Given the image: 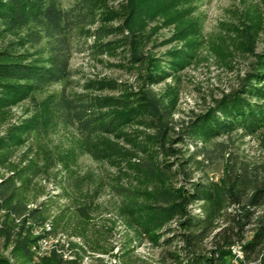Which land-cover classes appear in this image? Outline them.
<instances>
[{"label":"trees","instance_id":"1","mask_svg":"<svg viewBox=\"0 0 264 264\" xmlns=\"http://www.w3.org/2000/svg\"><path fill=\"white\" fill-rule=\"evenodd\" d=\"M137 1H122L117 9L104 0H74L68 7L60 0H0V34L25 30L20 39L0 47V113L17 102L28 87L68 81L72 49L78 39L91 38L90 47L99 55H116L131 63L142 60L133 50L129 29ZM116 22L119 24L114 25ZM28 44L42 45L44 59L36 64L14 59L12 47ZM149 70L136 90L126 92L123 99L62 91L52 103L51 117L75 121L87 145L97 142L95 150L112 165L140 156L150 175L158 176L156 205L139 203L137 211H127V222L160 248L164 261L234 264L232 249L239 245L240 264H264V165L249 166L227 158L218 182L193 180L200 163L196 154L205 151L209 138L238 130L243 136H252L264 130V111H260L264 105V53L236 88L214 97L211 106L194 113L179 130L172 126V103L151 88L162 76ZM113 85L104 77L95 81L99 91L113 89ZM114 106L121 110L97 111L98 107ZM35 117L9 124L0 134V210L20 218L22 228L11 240L10 252L16 262L0 253V264L74 263L55 251L35 257L38 238L64 233L82 239L92 253L115 260L118 255L112 252L113 247L104 248L90 235L98 203L96 190L86 187L87 175L78 176L63 163L56 186L59 193L55 194L64 200L63 205L52 213V200L46 197L34 207H26L44 192L41 189L35 199L28 198L34 179L48 172L28 143L32 131L41 130ZM131 122L136 127H129ZM173 182L187 185L175 187ZM193 204L196 212L191 210ZM33 229H40L38 236L34 237Z\"/></svg>","mask_w":264,"mask_h":264},{"label":"rangeland","instance_id":"2","mask_svg":"<svg viewBox=\"0 0 264 264\" xmlns=\"http://www.w3.org/2000/svg\"><path fill=\"white\" fill-rule=\"evenodd\" d=\"M73 1L60 3L68 7ZM104 1L120 9L119 3L125 0ZM135 5L136 16L129 22V29L133 50L142 60L131 63L116 55H99L90 47L91 38L78 39L72 49L68 81L28 87L17 102L0 113V134L7 125L34 115L41 125L40 132L32 131L28 143L39 162L48 166V172L34 179L28 198L35 199L41 189L44 192L26 207H34L46 197L52 200V213L63 205L64 200L55 194L59 193L57 181L66 163L76 175H87L86 187L92 192L96 190L98 205L91 220L95 223L91 237H97L104 248L113 247L112 252L118 255L113 260L107 254L92 253L82 239L64 233L38 238L35 257L55 251L63 260L74 262L71 264H169L162 259L160 248L127 222V211H137L139 203L156 205L158 176L150 175L140 163V156L123 158L112 165L95 150L97 142L87 145L75 121L51 117L52 103L62 91L123 99L126 92L136 90L150 69L162 76L151 88L172 103V126L179 130L194 113H202L211 106L214 97L236 88L264 53V0H138ZM24 33L23 29L1 33L0 47L20 39ZM117 37L120 35L108 39ZM12 51L14 59L31 64L46 55L43 46L36 44L14 45ZM102 77L113 82V89L96 90L95 81ZM100 110L118 113L121 108L98 107L97 111ZM260 111H264V105ZM129 124L136 127L133 122ZM196 155L200 163L193 180L218 182L227 158L249 166L264 165V130L252 136H243L239 130L217 135L209 138L205 151ZM191 210L197 211L195 204ZM20 225V218L0 210V253L12 263L16 259L10 252L11 240L22 230ZM95 230L99 233L95 234ZM39 232L40 229L32 230L34 237Z\"/></svg>","mask_w":264,"mask_h":264},{"label":"built area","instance_id":"3","mask_svg":"<svg viewBox=\"0 0 264 264\" xmlns=\"http://www.w3.org/2000/svg\"><path fill=\"white\" fill-rule=\"evenodd\" d=\"M238 247H239V245H238ZM238 247H237V249H232V256L235 257L237 263L240 264L239 261H238V258H237Z\"/></svg>","mask_w":264,"mask_h":264},{"label":"bare ground","instance_id":"4","mask_svg":"<svg viewBox=\"0 0 264 264\" xmlns=\"http://www.w3.org/2000/svg\"><path fill=\"white\" fill-rule=\"evenodd\" d=\"M239 253V251L237 250V254ZM239 257V256H238ZM234 264H237L236 260H234Z\"/></svg>","mask_w":264,"mask_h":264}]
</instances>
